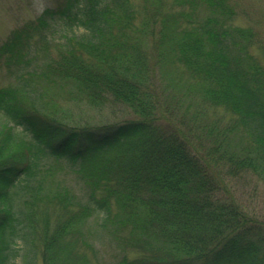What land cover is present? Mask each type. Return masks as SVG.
I'll list each match as a JSON object with an SVG mask.
<instances>
[{"label":"trees","instance_id":"obj_1","mask_svg":"<svg viewBox=\"0 0 264 264\" xmlns=\"http://www.w3.org/2000/svg\"><path fill=\"white\" fill-rule=\"evenodd\" d=\"M177 1V30L166 39L157 7L140 14L133 0H61L0 44L14 79L0 85V264H13L18 238L43 264H70L55 259V247L67 236L93 250L81 228L93 213L121 246H136L134 235L159 240L162 253L150 247L134 264H264V217L224 182L245 172L264 179V60L251 50L253 30L231 23V0ZM138 34L158 59L174 50L198 100L232 121L196 124L195 134L191 123L176 126L158 113L154 62ZM51 86L91 106L125 103L139 117L66 128ZM234 129L243 135L237 148ZM57 168L79 178V194L55 179ZM43 201L64 211L53 223Z\"/></svg>","mask_w":264,"mask_h":264},{"label":"rangeland","instance_id":"obj_2","mask_svg":"<svg viewBox=\"0 0 264 264\" xmlns=\"http://www.w3.org/2000/svg\"><path fill=\"white\" fill-rule=\"evenodd\" d=\"M61 0H0V44L9 35V33L34 19L44 8L55 6ZM140 14L142 7L147 8L157 7L164 15V30L166 37H172L176 32L175 20L172 19L173 12L181 10L183 7L177 0H133ZM234 8V17L231 23L240 26L251 28L254 32L251 50L258 55L261 60H264V0H231ZM149 10V9H148ZM139 15V14H138ZM172 15V17H171ZM160 22L154 25L155 33H159ZM76 33H82L81 28L75 30ZM138 39L143 41V45L150 50L152 60L154 62L151 73L149 74L150 82L157 88L159 94V112L167 116L174 125H182V120L185 123H191L195 134L199 132L196 128L206 125L224 126L232 121L231 113L223 107L213 108L207 103L198 100L196 92L192 89L191 79L185 72L186 69L175 55L174 50L166 52L162 59H158L156 53V45L151 44V40L142 34H138ZM170 44V42H169ZM150 46V47H148ZM42 43H39V48ZM164 47L173 49L167 43ZM49 54L54 55L56 48L50 46ZM160 56V55H159ZM39 58H44L43 51H40ZM38 59V58H37ZM38 59V60H40ZM36 61V59L34 60ZM14 79L7 71V66L4 62V57H0V85H5L12 82ZM65 88H69L68 85ZM192 89V91H191ZM61 89L49 87L51 93L59 106L58 116L61 117V122L68 127L82 128L94 127L105 122H114L124 119H135L139 114L130 106L119 101H112L99 107L89 105L83 99H72L69 94ZM71 91H74L72 89ZM168 111L171 112V117L168 116ZM162 120V119H161ZM164 121V120H162ZM231 143L236 148L242 143V133L234 129L231 132ZM242 135V136H241ZM233 146V147H234ZM54 177L59 182H64L74 192L79 194V178L69 170L57 168ZM224 182L230 190L234 199L239 202L248 211L264 217V179L253 175L249 172L237 173L235 175L226 174ZM224 193V191L222 190ZM41 212L48 215L49 220L53 223V215L60 214L63 210L55 201H43L40 206ZM64 212V211H63ZM87 225V226H86ZM82 229L90 230L87 239L93 246V250L80 241L68 239V237L60 238L55 247L54 257L60 261H69L70 264H121L120 260H124L122 264H134L141 260L144 255L151 249L162 253V249L155 246L159 242L157 238H150L149 243L141 236L134 235L136 246L120 245L109 232H104L98 226V216L93 213L89 216L87 224H84ZM80 228V229H81ZM97 232V234H96ZM124 234H129L127 230H122ZM85 233V234H86ZM140 234L138 232H134ZM142 235V234H141ZM144 237H147L143 235ZM149 238V237H147ZM161 241V240H160ZM153 242V245H151ZM16 254L12 260L13 264H29L28 260L33 261L31 264H43L38 250L36 253L29 251L30 246L23 239L18 238L14 244ZM68 248L75 251H69ZM94 251V252H93ZM95 254V255H94ZM34 255V257H33ZM79 255L74 261L69 259ZM170 256V255H167ZM124 258V259H123ZM194 262V261H193ZM137 264V263H136ZM194 264H201L195 262Z\"/></svg>","mask_w":264,"mask_h":264}]
</instances>
